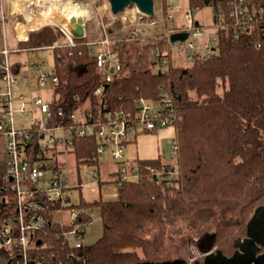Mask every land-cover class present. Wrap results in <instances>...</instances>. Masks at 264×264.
<instances>
[{
  "label": "trees",
  "instance_id": "1",
  "mask_svg": "<svg viewBox=\"0 0 264 264\" xmlns=\"http://www.w3.org/2000/svg\"><path fill=\"white\" fill-rule=\"evenodd\" d=\"M227 1L188 0L194 11L211 7L214 23L221 21L222 10L227 27L216 30L215 56L197 57L190 65L175 64L170 57L167 68L156 71L152 49L159 44H144L132 59L126 58L129 54H124L123 47H117L125 58L123 71L106 86L95 55L85 44L90 38L77 37L74 46L54 50L59 85L53 89V110L80 107L103 84L105 100L115 107H131L140 96L158 98L163 86L174 100L177 148L175 162L161 155L138 159L135 179H122L115 172L116 199L100 197L75 204L83 210L85 221H91L88 209L93 207L99 208L102 220V235L83 248L70 246L62 233L69 224L51 216L52 211L73 205L49 201L45 209L49 223L34 234L42 241L38 264L162 261L169 227L212 207L218 196L233 204L216 212L212 233H204L202 225L197 227L203 231L197 247L202 250L205 243L230 255L236 249L235 239L248 234V220L264 206V0H248L257 11L244 24L229 18ZM164 4L166 9L167 0ZM11 21L14 24L17 18ZM62 37L58 27L46 25L30 31L28 40L18 45L37 47ZM97 146L94 135L75 139L78 166L99 163ZM5 174L4 159L0 161V220L14 221V190L4 180Z\"/></svg>",
  "mask_w": 264,
  "mask_h": 264
},
{
  "label": "built area",
  "instance_id": "2",
  "mask_svg": "<svg viewBox=\"0 0 264 264\" xmlns=\"http://www.w3.org/2000/svg\"><path fill=\"white\" fill-rule=\"evenodd\" d=\"M226 4L229 18L236 24H244L251 19V13L257 11L255 3L249 4L248 0H228ZM159 8L161 12H158L155 3L154 16L150 17L136 4H131L118 15L120 18L118 21L123 28L117 31V37L111 38L113 41L109 38V33L105 32L102 40L85 43L91 50L93 49L91 45H97L95 60L104 75L106 86L123 71V60L116 48L121 49L124 44L134 40L146 42L145 34L142 32L147 26L174 21L179 13L183 14L184 26L169 27L163 35H155L156 39H165L168 44L166 49L175 48L179 53H184L191 62L197 57L208 59L215 56L217 33L205 37V27L199 21H195L194 10L190 6L184 9L167 2L165 9L164 0H160ZM225 14L222 10L219 12L221 21L214 23L218 28H227L223 22ZM15 17L18 21L11 27L9 22L7 24L8 17L6 18L3 7L1 8L0 135L6 141L4 180L10 182L14 190L13 199L17 214L14 221L0 220V264H38L41 261L37 252L42 241L36 240L34 234L36 230L45 228L49 223L45 213L47 203L49 201L66 203L70 199L69 191L82 185V181L71 183L63 164L66 157L70 155L75 157L73 151L75 139L94 135L98 141L95 157L110 156L121 165L116 169V173H119L122 179H133L134 176H138V169L137 166L133 167L135 169H127L125 165L128 162L127 144L142 132L173 125L174 100L161 86L158 89V98L140 96L131 107H115L105 100L106 86L103 84L97 86L92 96L80 107L68 110L62 106L58 110H53V89L59 85L55 63L48 70L45 67L47 65L45 59H14L13 54L41 49L54 52L60 47L74 46L77 36L71 30V17L65 21H48L63 33L59 41L30 48L21 47L18 43L28 40L30 31L42 28V19L36 21L37 25L29 26L22 31L18 29L19 25L31 22L34 16L31 14L25 18V22L20 16ZM111 29L109 30L112 31ZM124 32L125 35L122 36ZM175 32H185L187 37L184 40L173 41L171 36ZM12 34L15 46L9 44V37ZM112 43L115 46L112 47ZM153 54L155 64L160 68H167L170 63L169 51L157 45L153 47ZM30 80L39 87L45 88L49 85L50 98L39 94L29 97L27 93L16 96L15 86L27 85ZM37 112L39 116L36 115ZM173 148H177L175 140ZM94 178L100 179L99 171L94 173ZM70 205H73L67 223L70 227L64 229L62 233L70 246L83 248L86 245L87 227L91 221L82 219L81 208L75 204ZM207 253L201 250L197 256L188 259L186 264H195Z\"/></svg>",
  "mask_w": 264,
  "mask_h": 264
},
{
  "label": "rangeland",
  "instance_id": "3",
  "mask_svg": "<svg viewBox=\"0 0 264 264\" xmlns=\"http://www.w3.org/2000/svg\"><path fill=\"white\" fill-rule=\"evenodd\" d=\"M24 1L25 0H0V4H2L3 2L6 18L10 16V18L8 17V19H6L7 24L9 22L12 25L11 19L15 16H20V18H22V21L24 22L25 18H28L22 6ZM59 2L63 3V5L66 2H70L69 5L78 4L81 10L87 11L88 17L85 18L87 34L86 36L90 38V40H88L90 42H97L98 40H102L105 35V32L109 33L108 36L110 39L112 37L115 38L118 36L117 31L123 28V25L119 22L120 18L118 17L120 12L117 14L113 13L109 0H39L38 4H33L32 7L29 8L33 11L32 14L35 18H33V21H38L42 19V26H54L53 24L48 23V21L50 20L47 19H49V15L51 14V12L57 11H59V15L62 16L61 18H59L61 19L60 21H62V18H64L65 20L69 19V14H72L73 12L65 11V7H63L62 4L60 5ZM167 2L172 3L176 6H181L184 9L188 8L189 6L188 0H167ZM17 3L20 4L17 5ZM47 3H50L49 5L52 8L51 9L49 7L50 12H46ZM157 9L158 12H161L158 0ZM114 15H116L115 18H113ZM193 16L195 21H199L201 25H204L205 37H207V35L209 34L213 36L216 33V30L219 29L218 26L214 24L213 9L211 7H204L195 10L193 11ZM28 23L31 22L29 21ZM37 24L38 23L32 25L35 26ZM174 26H178V28L184 26L183 14H177L174 21L171 20L170 22L160 23L157 26H147V28H145L142 32V34H145V38L147 40L146 42L142 43L141 41L134 40L128 42L123 46L122 49H124V54H129L128 56H126V58H134V55H136L141 50V47L144 44L154 43V45L159 44L160 46L164 47L161 49L168 50L169 56L173 58L175 64L190 65L191 61L185 57L184 53H179L175 48H172L171 50L169 48L166 49L168 45L167 41L163 38L157 40L155 37V35H163L166 32L167 28H175ZM109 29H111L112 31H110ZM122 34L121 35L124 36L125 32ZM9 41V44L11 46H15L16 42L13 39V34L10 35ZM91 46L93 48L92 52L95 53L97 50V45L94 44ZM113 46L115 45H113L112 43V47ZM153 55L154 54L152 49V57ZM13 57L14 59L18 58L21 60H31L34 58L38 60L45 59L47 61V65L45 67L48 70L51 69L52 65L54 64V55L53 52L49 49L31 50L28 52L24 51L18 54H13ZM123 61L125 62V58H123ZM165 68L166 67L160 68L159 66H157L155 70H165ZM14 93L16 96L20 93H27L29 97L39 94L47 99L51 96L49 85H47L45 88L39 87L31 80L28 82L27 85L15 86ZM36 115L39 116V112H37ZM174 138V125H169L161 128L159 127V129L154 131L140 133L135 140L127 144L126 153L128 157V162L125 164L127 169H135L137 166L138 159H145L146 157L155 158L161 155V157L165 161L167 160L170 162H175L173 148ZM5 145V138L0 135V161L3 162L5 159ZM65 160L66 162H64L63 164L66 167L65 169L69 175L71 183H77L80 179L82 181L81 186L74 187L69 191L70 199L66 202V204H79L82 201H92L100 197L105 199L117 198L118 183L115 181V172L116 169L119 168V166L121 165L116 163L110 156L102 155L99 157V163H81L79 166L73 155L66 157ZM98 170L100 180L94 178V173ZM135 178L137 177L134 176L133 179ZM232 204L233 201L218 196L215 199L214 205L212 207L198 210L194 212L189 219L185 221L182 220L181 222L178 221L177 224L172 227H169L167 236L168 238L166 240L165 247L161 253L162 256H160L159 259L168 262L175 260H183L184 264H186L188 259L197 256L199 252H201V250L197 247L196 243L198 242V239L200 241L203 231L204 233H212L215 230V222L213 221V218L215 217L216 212H219V209L221 210L224 207H227ZM88 211L92 216V220L87 227L88 234L85 237V243L91 244L102 235L103 226L101 215L99 213V208L93 207L91 209H88ZM51 216L54 221L69 222L71 216V208L64 210H54L51 212ZM220 217L221 216H217V218L219 219ZM199 225H202L203 231L198 230L197 227ZM204 257L199 260H203Z\"/></svg>",
  "mask_w": 264,
  "mask_h": 264
},
{
  "label": "water",
  "instance_id": "4",
  "mask_svg": "<svg viewBox=\"0 0 264 264\" xmlns=\"http://www.w3.org/2000/svg\"><path fill=\"white\" fill-rule=\"evenodd\" d=\"M113 13H119L131 4H136L143 13L150 17L154 16V0H109ZM198 24V23H197ZM71 27L77 37H83L86 34L85 17H72ZM187 37L185 32H175L171 40H184ZM248 234L246 237L235 239V249L232 255L225 254L220 249H213L207 245L202 250L208 252L203 260H197L195 264H264V206L259 207L254 216L248 220ZM175 261H155L141 262L139 264H178Z\"/></svg>",
  "mask_w": 264,
  "mask_h": 264
},
{
  "label": "bare ground",
  "instance_id": "5",
  "mask_svg": "<svg viewBox=\"0 0 264 264\" xmlns=\"http://www.w3.org/2000/svg\"><path fill=\"white\" fill-rule=\"evenodd\" d=\"M42 1V0H41ZM39 3V0H25L24 1V3H23V8H24V12L27 14V17L28 16H30L32 13H33V11L32 10H30L29 8H31L32 7V5L33 4H38ZM60 3V5L62 4V6L63 7H65L64 9H65V11H70V12H73L72 14L70 13H68L69 14V16L72 18V17H88L87 16V11H84V10H81V8L78 6V4H71V5H69L70 4V2H66V3H64V5H63V3H61V2H59ZM18 4H20V3H17V5ZM50 3H47L46 4V12L48 11V12H50V5H49ZM59 5V4H58ZM35 6V5H34ZM90 6V5H89ZM15 7V6H14ZM50 7V8H49ZM59 7V6H58ZM43 9V8H42ZM52 9V8H51ZM42 12H45V11H42ZM63 12V11H62ZM65 13V12H64ZM33 15V14H32ZM59 15V11H57V12H51V14L49 15V19H47V20H51V21H57V20H61V19H59V18H61L62 16H58ZM34 16V15H33ZM45 16V15H44ZM69 17V18H70ZM35 19V18H34ZM62 21H65V19L64 18H62ZM35 23H37L35 20L33 21H31V23H27V24H20L19 25V27H18V29L20 30H22V31H24V29H26V28H28L30 25H32V24H35Z\"/></svg>",
  "mask_w": 264,
  "mask_h": 264
},
{
  "label": "crops",
  "instance_id": "6",
  "mask_svg": "<svg viewBox=\"0 0 264 264\" xmlns=\"http://www.w3.org/2000/svg\"><path fill=\"white\" fill-rule=\"evenodd\" d=\"M158 2H160V0H158ZM155 3L157 4V0L155 1ZM2 7H3V9H4L3 2H2V4H0V13H1V8H2ZM8 17L10 18V16H8ZM16 18H17V17H16ZM9 21H10V20H9ZM17 21H18V18H17ZM17 21H16V22H17ZM16 22H15V23H16ZM15 23L12 24V25L10 24V26L13 27V26L15 25ZM174 27H176V26H174ZM13 39H14V38H13ZM79 179H80V178H79ZM69 220H70V219H69ZM91 220H92V219H91ZM60 223H68V222H60ZM87 231H88V230H87ZM87 234H88V232L86 233V235H87Z\"/></svg>",
  "mask_w": 264,
  "mask_h": 264
},
{
  "label": "flooded vegetation",
  "instance_id": "7",
  "mask_svg": "<svg viewBox=\"0 0 264 264\" xmlns=\"http://www.w3.org/2000/svg\"><path fill=\"white\" fill-rule=\"evenodd\" d=\"M253 216H254V215H253ZM244 237H246V236H244ZM242 238H243V237H242ZM205 247H207V244L204 243L203 248H205ZM214 249H216V248H213L212 250H214ZM236 249H237V247H236ZM263 249H264V246L262 247V250H263ZM233 253H234V252H233ZM233 253H232V254H233ZM232 254H230V255H232ZM227 255H228V254H227ZM178 262H179L178 264H183V263H184L183 260H178Z\"/></svg>",
  "mask_w": 264,
  "mask_h": 264
}]
</instances>
